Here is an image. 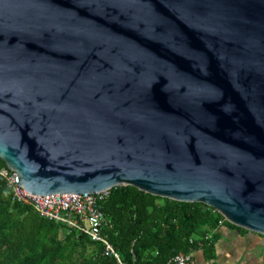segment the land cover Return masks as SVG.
Wrapping results in <instances>:
<instances>
[{
  "label": "water",
  "instance_id": "water-1",
  "mask_svg": "<svg viewBox=\"0 0 264 264\" xmlns=\"http://www.w3.org/2000/svg\"><path fill=\"white\" fill-rule=\"evenodd\" d=\"M0 159L264 235V0H0Z\"/></svg>",
  "mask_w": 264,
  "mask_h": 264
},
{
  "label": "trees",
  "instance_id": "trees-1",
  "mask_svg": "<svg viewBox=\"0 0 264 264\" xmlns=\"http://www.w3.org/2000/svg\"><path fill=\"white\" fill-rule=\"evenodd\" d=\"M101 209L110 221L104 233L123 264H166L178 253L210 249V231L219 225L237 227L201 203L162 198L132 186L111 189ZM0 264L118 263L104 256L102 245L85 234L40 217L28 204L12 201L0 175Z\"/></svg>",
  "mask_w": 264,
  "mask_h": 264
},
{
  "label": "built area",
  "instance_id": "built-area-1",
  "mask_svg": "<svg viewBox=\"0 0 264 264\" xmlns=\"http://www.w3.org/2000/svg\"><path fill=\"white\" fill-rule=\"evenodd\" d=\"M0 175L5 178L11 190L12 201L28 204L40 217L61 223L79 234H85L93 242L102 245L104 256L112 257L118 264H123L104 233L110 221L102 211L101 204L109 196L110 190L98 194L31 195L18 185L15 171L6 167L0 170ZM196 243L202 247L201 241ZM193 252L194 250L190 249L187 253H178L166 264H195Z\"/></svg>",
  "mask_w": 264,
  "mask_h": 264
},
{
  "label": "crops",
  "instance_id": "crops-1",
  "mask_svg": "<svg viewBox=\"0 0 264 264\" xmlns=\"http://www.w3.org/2000/svg\"><path fill=\"white\" fill-rule=\"evenodd\" d=\"M212 247L193 252L195 264H264V235L219 225L210 231Z\"/></svg>",
  "mask_w": 264,
  "mask_h": 264
}]
</instances>
